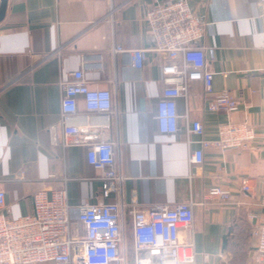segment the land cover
Here are the masks:
<instances>
[{"label":"crops","instance_id":"crops-1","mask_svg":"<svg viewBox=\"0 0 264 264\" xmlns=\"http://www.w3.org/2000/svg\"><path fill=\"white\" fill-rule=\"evenodd\" d=\"M167 1L175 0H7L0 22V190L5 213L25 215L34 193L59 188L66 190L71 218L81 204L127 205L134 200L147 211L190 201L194 223L180 230L179 237L192 244L195 264H251V231L264 219V0H188L206 22L201 45L214 73L212 92L190 82L187 98H178L176 107L181 117L187 113L200 121L202 136H187L182 118L178 133H158L154 115L165 87L159 65L167 59L148 52L144 67L137 69L127 52L149 47L145 12ZM116 46L124 52H114ZM80 70L90 89L113 95L104 138L114 142L123 181L108 200L101 197L100 173L87 164L86 149L64 147L58 127L61 84ZM221 91L237 99V111H208ZM77 102L83 111V100ZM227 122H247L255 129L251 147L224 152L209 147L203 162L192 165L196 142L217 139L218 128ZM243 180L249 193L241 190ZM214 186L229 191L230 200L210 198L208 190ZM125 218L131 239L127 208Z\"/></svg>","mask_w":264,"mask_h":264},{"label":"built area","instance_id":"built-area-1","mask_svg":"<svg viewBox=\"0 0 264 264\" xmlns=\"http://www.w3.org/2000/svg\"><path fill=\"white\" fill-rule=\"evenodd\" d=\"M148 48L127 51L131 64L142 69L148 52L165 55L167 62L159 65L165 87L156 103L154 120L157 131L174 135L180 130L178 120L184 119L186 135L202 136L200 121L187 113L177 112L178 98H187L188 84L200 82L206 93L212 92L213 71L207 51L201 45L206 22L189 7L188 0H175L151 5L144 15ZM114 52H124L120 46ZM72 80L61 84L60 119L58 127L63 146L76 145L86 149V161L99 171L101 197L118 194L123 181L119 174L114 142L104 138L110 127L113 95L109 90L90 89L83 71L71 74ZM84 103L83 111L77 99ZM239 102L229 91L216 94L207 109L227 115L238 110ZM256 139L255 129L247 122H227L218 128L215 140L200 139L199 148L190 156L192 165L203 162V151L213 147L220 151L247 150ZM241 190L251 191L247 180ZM208 196L220 202L229 201L230 192L218 186ZM261 205L264 208V189ZM5 193L0 190V264H195L191 243L180 241V230L191 229L194 223L193 203L156 206L141 210L132 200L81 204L77 215L70 217L71 206L64 188L39 190L31 198L28 213L12 218L5 213ZM131 217V250L127 241L125 209ZM251 236L255 253L251 264H264V219Z\"/></svg>","mask_w":264,"mask_h":264},{"label":"water","instance_id":"water-1","mask_svg":"<svg viewBox=\"0 0 264 264\" xmlns=\"http://www.w3.org/2000/svg\"><path fill=\"white\" fill-rule=\"evenodd\" d=\"M7 0H0V22L3 20L6 12ZM228 234L223 237V245L226 244Z\"/></svg>","mask_w":264,"mask_h":264},{"label":"rangeland","instance_id":"rangeland-1","mask_svg":"<svg viewBox=\"0 0 264 264\" xmlns=\"http://www.w3.org/2000/svg\"><path fill=\"white\" fill-rule=\"evenodd\" d=\"M127 240H128L129 250H131V239H130V237H128Z\"/></svg>","mask_w":264,"mask_h":264}]
</instances>
